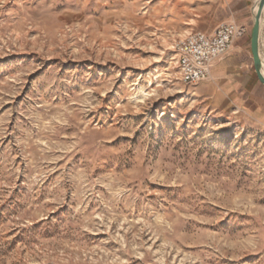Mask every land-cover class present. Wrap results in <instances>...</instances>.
<instances>
[{"label": "rangeland", "instance_id": "obj_1", "mask_svg": "<svg viewBox=\"0 0 264 264\" xmlns=\"http://www.w3.org/2000/svg\"><path fill=\"white\" fill-rule=\"evenodd\" d=\"M187 2L0 0V264H264V123L181 82Z\"/></svg>", "mask_w": 264, "mask_h": 264}, {"label": "crops", "instance_id": "obj_2", "mask_svg": "<svg viewBox=\"0 0 264 264\" xmlns=\"http://www.w3.org/2000/svg\"><path fill=\"white\" fill-rule=\"evenodd\" d=\"M260 1L188 0L186 17L179 21L181 25L187 22L188 28L183 32L191 31L188 35L198 32L212 34L222 23L235 22L245 27L244 36L235 41L226 56L214 63L211 80L200 84L197 91L206 93L218 87L220 92L234 96L243 106H250L254 110V118L264 123V83L257 72L252 53V35ZM160 20L164 23L170 19L162 16ZM258 53L263 65L264 9L259 20Z\"/></svg>", "mask_w": 264, "mask_h": 264}, {"label": "built area", "instance_id": "obj_3", "mask_svg": "<svg viewBox=\"0 0 264 264\" xmlns=\"http://www.w3.org/2000/svg\"><path fill=\"white\" fill-rule=\"evenodd\" d=\"M244 34V26L231 22L220 24L212 34L192 33L179 40L174 50L181 82L198 85L208 80L214 63L226 56Z\"/></svg>", "mask_w": 264, "mask_h": 264}, {"label": "water", "instance_id": "obj_4", "mask_svg": "<svg viewBox=\"0 0 264 264\" xmlns=\"http://www.w3.org/2000/svg\"><path fill=\"white\" fill-rule=\"evenodd\" d=\"M263 9H264V0H261L260 1V7L258 9L257 16H256L255 28H254L253 35H252V53L254 56V61H255V66H256L257 72H258L262 82L264 83V77H263L262 72H261L262 62L259 58V53H258L259 20H260Z\"/></svg>", "mask_w": 264, "mask_h": 264}, {"label": "bare ground", "instance_id": "obj_5", "mask_svg": "<svg viewBox=\"0 0 264 264\" xmlns=\"http://www.w3.org/2000/svg\"><path fill=\"white\" fill-rule=\"evenodd\" d=\"M261 72H262V74L264 75V64H263L262 67H261Z\"/></svg>", "mask_w": 264, "mask_h": 264}]
</instances>
